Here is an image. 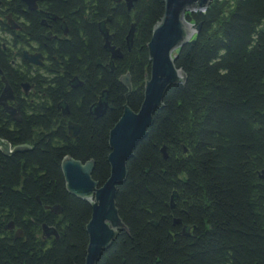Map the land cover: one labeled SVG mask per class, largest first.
I'll list each match as a JSON object with an SVG mask.
<instances>
[{
    "label": "trees",
    "instance_id": "obj_1",
    "mask_svg": "<svg viewBox=\"0 0 264 264\" xmlns=\"http://www.w3.org/2000/svg\"><path fill=\"white\" fill-rule=\"evenodd\" d=\"M50 9L65 18L71 39L47 48L55 58L51 70L35 74L34 93L18 99L22 122L0 110V140L27 149L0 151V191L5 205L33 210L58 239L47 248L26 244L25 254L20 245L0 249V264H83L91 205L68 193L61 163L92 161L93 180L108 179L109 132L125 105L140 108L147 44L164 3L137 0L128 13L123 1L52 0ZM185 19L200 28L176 53L184 81L165 93L126 164L115 199L125 230L97 264H264V0H212ZM103 22L119 60L111 62L103 49ZM1 53L0 47L8 83L19 94L28 74L14 73ZM125 75L129 90L120 83ZM102 95L108 109L95 119L89 108ZM57 106H67V120L79 126L76 140ZM40 205L60 206L61 213L47 218Z\"/></svg>",
    "mask_w": 264,
    "mask_h": 264
},
{
    "label": "water",
    "instance_id": "obj_2",
    "mask_svg": "<svg viewBox=\"0 0 264 264\" xmlns=\"http://www.w3.org/2000/svg\"><path fill=\"white\" fill-rule=\"evenodd\" d=\"M30 10L34 9L36 0H21ZM123 1L127 12H131L137 0H115V3ZM212 0H163L164 12L160 21L155 25L147 50L150 61V72L145 80L143 100L137 112L124 106L123 113L108 136L110 153L107 157L109 165L108 179L100 185L92 178L94 163L88 161L82 164L71 157H65L61 163V171L68 193L88 201L91 205V215L86 225L88 244L83 264H97L102 254L111 247L119 232L125 230L118 210L116 208V186L124 182L127 171L126 164L132 157L133 152L147 135L152 124L153 114L161 107L165 93L172 87L184 81V73L177 69L174 60L177 51L186 43L192 41L190 28L196 34L200 27H196L186 21V13H194L205 10ZM99 33L103 39V49L110 54V60L115 61L122 58L119 49L111 45V36L105 27V23L98 25ZM263 32V31H262ZM133 30L126 37L128 49L132 45ZM38 56L24 54V59L30 64L38 65ZM0 76L2 71L0 70ZM4 87L0 94V107L15 123H21L22 118L16 108L8 106L13 100V93L7 82L1 78ZM120 83L130 89V81L127 75L121 77ZM75 85L73 87H78ZM26 91V90H25ZM62 116H69L67 106L59 107ZM108 109V102L100 97L97 103L89 108V112L95 119L102 118ZM68 137L76 140L79 134V126L69 121L67 123ZM0 146L5 148L8 154L10 147L0 140ZM25 147H16L12 153H23ZM164 159L167 158L165 148L160 150ZM264 180V170L261 172ZM93 200V201H92ZM172 208V206H171ZM54 215L61 213L60 206L51 209ZM178 224L179 221H174ZM46 230V228L44 227ZM50 235L57 238L56 230H50Z\"/></svg>",
    "mask_w": 264,
    "mask_h": 264
},
{
    "label": "flooded vegetation",
    "instance_id": "obj_3",
    "mask_svg": "<svg viewBox=\"0 0 264 264\" xmlns=\"http://www.w3.org/2000/svg\"><path fill=\"white\" fill-rule=\"evenodd\" d=\"M51 2L52 0H36L34 3V9L30 10L21 0H0L1 54L2 56L4 55L3 57L5 61H9V66L14 73L28 74L27 80L19 84L20 96L18 97L19 94H16L8 83V79L11 78L10 75H8V72L0 63V70L2 71V76H0V94L4 87V83L1 81V78L3 77L13 93V100L7 104L12 108H16L19 113L20 105L18 99L21 98L26 100L27 97L34 93L35 81H33L32 78L36 76L35 74L45 77L47 71L51 70L54 61L53 59L55 58L51 57L47 48L53 43L57 44L59 41H69L71 39L67 21L64 17L55 14L50 9ZM11 5L20 7L21 10L13 12L10 8ZM107 30L109 35L113 36L110 30ZM24 54H27L30 57L38 56L36 57L38 65L28 63L24 59ZM75 81H77L76 77L72 82ZM78 85V87H81L80 83ZM71 88L74 89L75 87L71 86ZM0 110L4 112L1 107ZM56 110L57 112L61 111L58 106L56 107ZM62 118L65 120V127L68 135V116L65 118L62 116ZM12 122L15 123L14 121ZM58 126H62V123H57V126L53 129L54 132H58ZM9 147L10 150L8 154H14L12 153V150L16 147H11L10 145ZM0 151L5 153V148L0 146ZM3 198V192L0 191L1 250H14L20 245L23 246L21 253L25 254L26 250L24 249L27 248L26 244H30V246L32 245V247L35 248L37 243H39L47 248L50 246L53 239H58V234L56 238L49 233L50 230L56 229L49 225L47 221L40 222L37 220L36 212L26 209L21 210L15 205H5ZM40 206L42 207V214L47 215V218L54 215L50 210L52 207L48 205ZM38 222L41 224L38 225ZM28 253H30L29 255L31 256V252L29 251Z\"/></svg>",
    "mask_w": 264,
    "mask_h": 264
},
{
    "label": "rangeland",
    "instance_id": "obj_4",
    "mask_svg": "<svg viewBox=\"0 0 264 264\" xmlns=\"http://www.w3.org/2000/svg\"><path fill=\"white\" fill-rule=\"evenodd\" d=\"M194 32H195V31H193L192 34H191L192 37L194 36ZM190 33H191V32H190ZM92 201H93V200H92Z\"/></svg>",
    "mask_w": 264,
    "mask_h": 264
},
{
    "label": "bare ground",
    "instance_id": "obj_5",
    "mask_svg": "<svg viewBox=\"0 0 264 264\" xmlns=\"http://www.w3.org/2000/svg\"><path fill=\"white\" fill-rule=\"evenodd\" d=\"M190 31H191V33H192V30H191V28H190Z\"/></svg>",
    "mask_w": 264,
    "mask_h": 264
}]
</instances>
